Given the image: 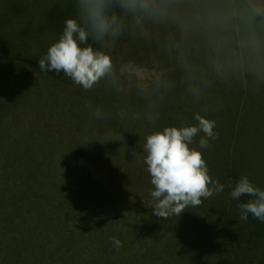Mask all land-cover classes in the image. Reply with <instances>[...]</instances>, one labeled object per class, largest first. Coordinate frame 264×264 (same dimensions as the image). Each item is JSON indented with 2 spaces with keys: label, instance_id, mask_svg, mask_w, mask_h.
<instances>
[{
  "label": "rangeland",
  "instance_id": "obj_1",
  "mask_svg": "<svg viewBox=\"0 0 264 264\" xmlns=\"http://www.w3.org/2000/svg\"><path fill=\"white\" fill-rule=\"evenodd\" d=\"M221 1L126 0L124 22L115 25L102 15L104 0H0V55L41 59L59 43L91 52L98 50L101 42L108 41L103 45L106 55L95 61L92 76L105 82L114 78L124 91V94L112 98L113 102L110 103L107 100L108 92L102 88L100 104L92 105L83 98L87 89H81L79 80L68 87L21 64H0V179L6 180L8 177L6 170L1 167L4 162H14L17 158L28 161L29 157L23 150L32 147L41 149L43 159L51 162L60 161L61 155L53 151V146L102 145L91 149L89 155L66 154L64 158L75 162L87 159L84 165H94L100 160L98 149L105 146L108 150L101 156H105L108 162L118 161L119 147L124 149L127 148L126 144H141L143 137H148L146 131L152 126L144 120L147 117L141 118L139 113L130 117L126 109L130 104L138 102L139 95L130 97V87L139 86L138 79L118 78L115 75L119 71L123 73V67L130 69L125 56L135 35H153L152 42L147 40L146 45L152 52H157L158 56L154 54L156 60L166 54L170 55L173 50H181L184 47L183 33L189 30L205 31L212 37L206 48L220 49L217 55L226 49L234 57L236 48L229 41L235 37L241 43L235 47L245 50L251 56L243 63L256 69L264 68V56L260 55L264 53V30L254 29L264 15V0H228L232 9L240 12L235 23L224 16L219 5ZM208 23L217 24L218 27L211 28ZM218 31L222 33L220 43L214 42ZM233 31H237L235 36ZM247 33L254 34L260 41H245ZM191 36L188 34V40ZM125 37V40H121ZM257 53L262 57L254 58ZM172 55L174 63H177V54ZM238 60L236 54L233 62L239 64ZM119 61L122 62V70ZM107 64L111 65L113 73L103 69ZM133 64L140 69L138 62ZM187 69L188 66L184 68L183 76ZM255 74L257 81L254 85L256 89V85L260 84L259 92L252 95L251 109L243 124L240 127L239 120L235 131L224 130L230 135L224 141L228 143L226 148L236 152L224 158L226 162L222 161V168L225 170L223 174L229 176L231 172L237 171L242 178L240 182L264 191V79L257 77L258 72L255 71ZM141 95L159 94L154 89L148 95ZM153 101L156 102V99ZM112 106L117 107L114 111H120L117 118H113ZM93 129L103 133H99L100 139L90 138ZM192 130L188 136L193 138ZM76 131L82 132L90 140L75 134ZM229 160L231 164L228 165ZM139 164L144 167V175L149 179L147 182L150 187L147 188L159 195L158 200L163 201L164 207L151 204L146 191V194L137 195L135 199H140L147 208L138 207L135 200L126 201L123 217L119 218V211H114L116 214L112 218L101 222L88 209L86 224L81 223L76 213L66 207L62 213L56 211L59 214L54 221L43 218L39 220L45 225L52 224L55 230L45 229V226L36 230L39 235L37 233L30 242L34 251L29 252L24 245L25 257L20 259L8 250L10 241L4 237L5 231L0 225V264H194L197 258H209L213 262L222 248L223 214L226 209L222 207L221 201L223 197L225 200L228 193L223 190L222 195H219L218 192L224 187L212 183L208 188L217 193H209L210 197L203 198L208 206L193 209V200H203L195 195L201 193V189L187 180V175L180 172L176 161L168 162V166L151 160ZM183 165L186 167V163ZM191 167L192 170L201 168L196 161ZM211 170L210 163L206 172ZM123 174L127 177V186H131L128 172L124 171ZM208 176L206 181L210 178ZM111 179L114 184L118 183L115 176ZM20 180H17V186L21 184ZM78 185L83 188L81 183ZM225 185L226 188L236 185L232 175ZM128 189L131 193L130 189L137 190ZM94 207L99 209L96 205ZM58 230L61 234L55 236L54 232ZM73 235L77 236L75 241H71ZM123 242L128 247L116 249V245ZM101 243H107V246ZM164 246H168V251ZM249 254L242 253V263L249 264ZM134 257H138V260L133 261Z\"/></svg>",
  "mask_w": 264,
  "mask_h": 264
},
{
  "label": "trees",
  "instance_id": "obj_2",
  "mask_svg": "<svg viewBox=\"0 0 264 264\" xmlns=\"http://www.w3.org/2000/svg\"><path fill=\"white\" fill-rule=\"evenodd\" d=\"M219 5L223 9L224 16L230 19L231 23H235L240 12L237 9L233 10L228 0H222ZM125 7L126 0H104L102 15L112 24L122 25ZM208 24L211 28L218 27L217 24ZM256 25L255 30H264V15ZM183 34H185L184 47L172 51L178 56L177 63H174L172 53L158 57L156 60L157 52H152V49L146 45L147 40L152 42L153 35L151 37H147L144 33L135 35L133 44L129 45L125 62L130 69L126 70V67H123L126 71L121 72L122 74L119 71L115 75L118 78L138 79L139 86L136 88L129 86L130 97L139 95L138 102L130 104L126 109L130 112V117L138 113L141 118L146 116L147 119L144 120L152 127L146 131L148 137H143L141 144H126L127 148L124 149L119 147L118 161L108 162L104 159L105 156H101L108 150L105 146L98 149L100 160L94 165H84L87 159H80L79 162L64 160L66 154L89 155L91 149L102 146L85 144L53 146L54 152L64 155H59L60 161H45L41 155L42 150L32 147L23 150V153L29 157L28 161L17 158L14 162H4L1 167L6 170L8 177L6 180L0 179V225L5 231L4 237L10 241L8 247L10 253L20 259L25 257L24 245L29 252L34 251L30 242L37 236L36 230L44 226L45 229H54L52 224L45 225L39 220L43 218L54 221L57 214L62 213L66 207L72 209L83 224L87 222L88 209L92 210L101 222L106 218H112V215L116 214L114 211H119L117 213L119 218L123 217L126 201L135 200L138 207L147 208L140 199H135V196H142L146 191L151 204L164 207L163 201L158 200L159 195L147 188L150 187L147 182L149 179L147 180L144 167L139 163L151 160L168 166V162L174 160L178 163L180 172L187 175V180L197 189H201V193L195 194L198 197L203 199L210 197L209 193H217L216 190L208 188L212 183H216L214 186L219 184L221 188L224 187L219 190V195H222L223 190L228 193L225 200L223 197L224 202L221 201L222 207L226 210L223 214L224 229L220 254L214 253L213 262L209 258H197L194 264H246L241 262L242 253H252L249 254V264H264V191L251 184L240 182L242 178L237 171L230 173L236 185L226 188L225 184L230 175L223 174L225 170L222 168V164L226 162L224 158L231 153L235 155L236 152L226 148L228 143L224 141L230 135L224 130L235 131L239 120H241L240 127L243 124L251 109L252 95L259 92L260 84L256 85V89L254 85L257 81L255 71L259 74L258 78L264 79V68L256 69L243 63L251 56L245 50L235 47L240 43L235 37L229 42L233 48H236L234 55L238 54L239 64L233 62L235 56L231 57L226 49L219 55L217 53L220 49H207L206 44L211 42L212 37L205 31L189 30ZM188 34H192L189 40ZM236 34L237 31H233V35ZM221 35V31H218L214 42L220 43ZM126 37L121 40H125ZM244 40L259 42L260 38L247 33ZM105 43L108 41L101 42L98 50L91 52L59 43L49 50L45 58L0 55V64H21L47 79L62 82L68 87L79 80L81 89L83 87L87 89L83 98L92 105L100 104L99 95L104 88L108 92L107 100L112 103V98L124 94L122 88L117 85L114 78L105 82L92 76L95 61L106 55L103 46ZM258 54L260 53L254 58L259 56ZM97 55L101 56L97 58ZM260 55L264 56V53ZM135 61L140 64V69L133 64ZM118 63L122 70V62ZM186 66L188 69L183 76ZM110 67L111 65L107 64L103 69L113 73ZM154 89L158 96L141 95H148ZM155 99L156 102L153 101ZM113 107L111 108L114 113L113 118H117L120 111H114L117 107ZM104 112L106 111H102ZM190 129H193V138L188 136ZM99 133H102L99 129L91 130L90 138L100 139ZM75 134L83 136L79 131ZM83 137L87 141L90 140L86 136ZM230 160L228 165L231 164ZM195 161L201 168L192 170L191 164ZM183 163H186V167ZM210 163L212 170L207 173ZM124 171L128 172L131 186L126 184L127 177L123 174ZM77 173L79 176L76 175ZM207 174L210 175L207 177H210L208 181L205 179ZM113 176L117 179V184L113 183L111 179ZM19 179H22L21 184L17 186ZM78 183H81L83 188H80ZM128 188L137 190L130 189L133 192L131 193ZM94 205L99 209L97 210ZM205 206H208V203L204 199L201 202L192 201L193 209ZM60 234L59 230L54 232L55 236ZM76 237L73 235L71 241H75ZM101 244L107 246V243ZM120 247H128V244L118 243L116 249ZM164 249L168 251V246H164ZM132 260H138V257ZM133 264L137 263L133 262Z\"/></svg>",
  "mask_w": 264,
  "mask_h": 264
}]
</instances>
